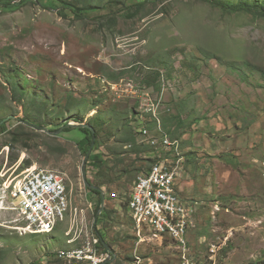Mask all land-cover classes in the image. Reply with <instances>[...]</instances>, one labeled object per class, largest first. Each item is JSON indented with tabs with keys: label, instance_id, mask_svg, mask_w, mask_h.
<instances>
[{
	"label": "rangeland",
	"instance_id": "374dc122",
	"mask_svg": "<svg viewBox=\"0 0 264 264\" xmlns=\"http://www.w3.org/2000/svg\"><path fill=\"white\" fill-rule=\"evenodd\" d=\"M63 1L71 7L0 8V119L13 117L0 131V182L30 166L63 171L84 221L66 215L49 234L21 235L2 200L0 264H80L56 255L97 232L86 154L73 141L80 133L51 136L22 120L50 129L92 116L104 123L96 153L105 165L85 169L105 191L111 217L96 225L111 264H264V18L232 9L264 0ZM167 115L185 122L176 150L160 145L175 124ZM164 156L178 166L179 197L195 224L185 247L139 231L123 204L139 172Z\"/></svg>",
	"mask_w": 264,
	"mask_h": 264
},
{
	"label": "built area",
	"instance_id": "2783aa9c",
	"mask_svg": "<svg viewBox=\"0 0 264 264\" xmlns=\"http://www.w3.org/2000/svg\"><path fill=\"white\" fill-rule=\"evenodd\" d=\"M158 126L156 125L155 128ZM159 128V127H158ZM142 135L148 136L147 128ZM162 138V135H161ZM156 138L150 137L149 145L156 147ZM178 141H171L166 135L160 145L167 148H178ZM172 147V148H173ZM167 160L158 161L133 180L128 200L148 204V227H152L153 239H164V231H171V242L185 247L184 224H177L178 208L183 206L177 190V164L171 166ZM68 175L60 170L30 166L18 176L3 179L0 182V202L11 200V206L5 211H19L17 220L18 232L37 229L39 225H49L56 221L59 208L56 200H71V191L67 184ZM115 197V194L111 195ZM110 196V197H111ZM127 208L129 206L127 205ZM21 217H30V225L21 224ZM96 231V230H95ZM101 236L95 232V247H90L84 255L57 257L58 260L89 262L91 264H110V257L101 248ZM116 257V256H115Z\"/></svg>",
	"mask_w": 264,
	"mask_h": 264
},
{
	"label": "trees",
	"instance_id": "16d2710c",
	"mask_svg": "<svg viewBox=\"0 0 264 264\" xmlns=\"http://www.w3.org/2000/svg\"><path fill=\"white\" fill-rule=\"evenodd\" d=\"M27 0H0V8L3 10V11H14L15 9H17L18 7H20L24 2H26ZM60 1V5L62 7H65V8H70V3L69 2H65L63 0H58ZM216 5H219L221 6L223 3L221 2H218V1H212V0H208ZM30 2H36L37 4L39 5H44L45 7H49L50 5H54L55 3V0H30ZM140 3V5L136 6L134 11L140 7L141 5H143L145 2H138ZM130 7L129 9H132L131 6H128ZM83 7H80L78 9H82ZM89 8H95V7H89ZM232 9H235V10H249L253 15L255 16H260V17H263L264 18V6H257L256 4H250V5H244V6H241V5H235L232 7ZM114 76V75H113ZM133 112V111H132ZM95 117V118H94ZM166 118H164V121H175V124H174V128L173 130L171 129H167L166 127L164 128L165 129V132L163 131V134H162V138L164 137V135H166V137H168L169 139H173V141H178V139L176 137H178L177 132L179 131L180 128L184 127L185 126V122H184V119L181 118V117H178L176 115H167L165 116ZM3 120V119H0V121ZM25 120V119H23ZM69 120H73V121H76V122H83L81 118L79 117H74V118H70ZM68 120V121H69ZM89 125H91L94 130H95V134H96V140H95V145H94V148H93V153L91 154H94L93 156H91L88 161H87V169L88 168H92V169H97V170H101L103 169L104 165H105V162L101 159V154L100 153H96L99 146H100V140H99V135L100 133L102 132V128H103V120H100V119H97V116H92L89 118ZM100 120V121H99ZM26 121L32 123V124H37L36 121H34L33 119H26ZM66 122L64 123H61L60 125H55V127L53 128H50L49 130L51 131H54L56 130L57 128H59L60 126L64 125ZM29 126V125H28ZM40 126V125H39ZM57 126V127H56ZM125 126H127L125 124ZM31 127V126H30ZM155 127H156V124H155ZM164 127V126H163ZM5 129V126L4 124H2L0 126V131L4 130ZM73 131H77L80 133V137H75L74 138V144L78 147V149L82 152H87L88 150V147L91 143V138H92V132L89 128L87 127H77V128H74V127H67L65 128L62 133L60 134V136L64 137V135L66 133H72ZM132 133L133 131L131 130V127H128V130H127V134H128V137L126 138V140L128 139H131L132 138ZM171 136V137H170ZM161 138V139H162ZM21 138H20V135H17V134H13L12 136V142H14L15 144L16 143H19L21 142ZM14 143H10L11 145H14ZM150 147V146H149ZM87 148V149H86ZM84 153V154H85ZM167 159L168 157L167 156H164V157H159L158 159L154 160L153 162H151L152 164L156 163V162H160L162 159ZM27 164V163H26ZM152 164H149L148 168L151 167ZM167 164L173 166L174 163H169V161L167 162ZM147 168V169H148ZM146 169V170H147ZM145 170V171H146ZM144 171V172H145ZM142 173V171L139 172V174ZM101 174V173H100ZM99 174V175H100ZM138 174V175H139ZM137 177V176H136ZM135 177V178H136ZM90 182V181H89ZM91 184H93L92 182H90ZM95 185V184H94ZM95 186H97L99 189H91L89 187L86 186V189L88 191V193L94 197L97 198V204H96V207H95V210H94V218H96V215H97V211L99 209V206L101 204V194H100V191L102 190L100 188V185L99 184H96ZM129 194H130V190H129ZM129 197V195H128ZM128 199L126 200V203H123L126 207V209L128 210L127 208V205H128ZM111 217V213L108 211L107 208H105L101 214H99L98 218L95 220L94 222V228L95 230L100 234L99 232V229L97 228V225L96 223L100 222V221H103V220H108L109 218ZM101 236V242L102 243H105L107 246H108V243L104 240V236L102 234H100ZM101 243V248L106 251V249L104 248V246L102 245ZM111 264V263H110Z\"/></svg>",
	"mask_w": 264,
	"mask_h": 264
},
{
	"label": "bare ground",
	"instance_id": "6f19581e",
	"mask_svg": "<svg viewBox=\"0 0 264 264\" xmlns=\"http://www.w3.org/2000/svg\"><path fill=\"white\" fill-rule=\"evenodd\" d=\"M180 193V192H179ZM7 203V207L4 206L5 203ZM179 202L183 205L178 208V216H177V224H184V222L187 220V230L189 228H192L194 224V220L190 216V208L188 207L187 203L184 202V200H179ZM3 207L1 209H7L11 206V200H4L3 202ZM128 206H129V212L130 210L133 212L134 217H135V224L136 227L139 231H141L144 226L148 227V204L147 203H137L135 204V200H129L128 201ZM56 207L59 208V213L57 214V219L55 222L49 225H39L38 230L37 229H30L29 231H21L19 234L24 235V234H37L38 233H48L53 231L56 226L58 225L59 221L63 219L66 215H70V219H72V222H75L74 224L76 225L78 220L83 222L84 221V216L77 217L78 210H75L73 212L72 208V201L71 200H56ZM18 214L19 217V211H14ZM131 217V215H130ZM132 219V218H131ZM133 222V221H132ZM16 224V223H15ZM21 224L23 225H30V217H21ZM73 225V224H72ZM17 228V225L14 226V229ZM145 232L147 233L148 231L152 230V227L144 228ZM171 234V231H168ZM170 234H165L164 233V238H170ZM186 234L185 232V241L186 239ZM144 240V239H143ZM143 240L141 242H143ZM90 247H95V240L92 238L90 241H88L85 245L76 248L72 250L71 252H62L59 251L57 252V257H64V256H74V255H84L86 252H88ZM62 261V260H61ZM110 261L112 259L110 258ZM71 262V261H70ZM76 263L80 264H91L89 262H80V261H75Z\"/></svg>",
	"mask_w": 264,
	"mask_h": 264
},
{
	"label": "water",
	"instance_id": "95a60500",
	"mask_svg": "<svg viewBox=\"0 0 264 264\" xmlns=\"http://www.w3.org/2000/svg\"><path fill=\"white\" fill-rule=\"evenodd\" d=\"M10 118H13V117L9 116V117L1 120L0 121V126L2 124H4L6 121H8L7 119H10ZM22 122L24 124H27V125L31 126L32 128L39 129V130H42L44 132H47L51 136H59L65 128L70 127V126L74 127V128H77V127H82V128L83 127H87V128H89L91 130V132H92V138H91V143L89 145V148H88L87 152L85 153L86 155H85V158H84V161H83V165H82V176H83V181H84L85 186H87V187H89L91 189H99L97 186H95L94 184H91L88 181L87 176H86V169H85V166L87 164V159H88L90 153L92 152V150L94 148L95 140H96L95 130H94V128L91 125H89L87 123H83V122H76V121H73V120H69L64 125H62L59 128H57L56 130L51 131V130H49L46 127L39 126V125H36V124H32V123H30V122H28L26 120H22ZM100 194H101V204H100L99 209L97 211V215H96L95 220L98 218L99 214H101V212L104 210V206H105V191L101 190ZM107 249L109 251L111 250L109 247H107Z\"/></svg>",
	"mask_w": 264,
	"mask_h": 264
},
{
	"label": "crops",
	"instance_id": "0c3cea01",
	"mask_svg": "<svg viewBox=\"0 0 264 264\" xmlns=\"http://www.w3.org/2000/svg\"><path fill=\"white\" fill-rule=\"evenodd\" d=\"M71 134L72 133H66L65 136H67L68 139H71V138L75 137V136H70Z\"/></svg>",
	"mask_w": 264,
	"mask_h": 264
},
{
	"label": "clouds",
	"instance_id": "9594fccd",
	"mask_svg": "<svg viewBox=\"0 0 264 264\" xmlns=\"http://www.w3.org/2000/svg\"><path fill=\"white\" fill-rule=\"evenodd\" d=\"M129 211V210H128ZM94 222H95V218H94ZM134 226V225H133ZM47 234H49V233H47ZM32 235H36V234H32Z\"/></svg>",
	"mask_w": 264,
	"mask_h": 264
}]
</instances>
